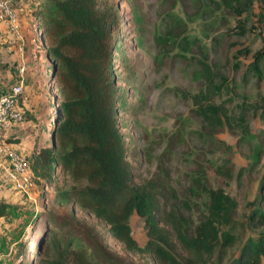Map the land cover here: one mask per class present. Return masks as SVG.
<instances>
[{"label":"rangeland","instance_id":"obj_1","mask_svg":"<svg viewBox=\"0 0 264 264\" xmlns=\"http://www.w3.org/2000/svg\"><path fill=\"white\" fill-rule=\"evenodd\" d=\"M114 1L123 19L118 50L112 52L114 73L123 75L118 85L135 105L132 114L121 111V129L137 147L144 177L168 169L170 208L187 235L208 215L210 191L221 189L234 201L230 225L242 242L224 260L216 255L210 263L230 264L244 242L264 233L251 220L264 212V59L259 76L250 69L255 56L264 54V0ZM10 4L18 27L0 23V93L22 84L23 118L6 132L20 143L5 147L0 162V201L13 206L0 219V264H30L40 256L42 233L54 219L91 231L111 264H152L126 251L92 215L60 202L58 188L72 185L60 173L51 187L11 176L14 157L25 158L51 142L61 95L48 71L52 63L36 40L33 2ZM123 57L138 74L132 85L126 84ZM201 111L221 123L207 121ZM130 224L136 242L145 246V219L135 213ZM175 254L187 257L180 245Z\"/></svg>","mask_w":264,"mask_h":264},{"label":"trees","instance_id":"obj_2","mask_svg":"<svg viewBox=\"0 0 264 264\" xmlns=\"http://www.w3.org/2000/svg\"><path fill=\"white\" fill-rule=\"evenodd\" d=\"M30 1L34 4L33 29L40 34L36 40L52 63L48 71L61 95L51 142L25 157L33 184L51 187L60 173L72 183L58 188L60 202L92 215L126 251L146 257L152 264H210L216 255L224 260L242 242L230 225L234 201L221 189L210 191L208 215L194 235H187L180 217L170 208L173 191L168 169L144 177L137 147L121 129V111L132 114L135 105L118 85L123 75L114 73L112 52L118 50L115 44L123 22L115 1ZM263 59L264 54L255 56L250 68L258 76ZM122 61L126 64L128 58ZM123 68L126 84L138 82L136 70L127 64ZM210 87L217 88L214 83ZM8 91L2 89V93ZM201 113L207 121L221 123L215 114ZM27 115L31 117L29 112ZM0 134V150L20 143L19 137ZM12 207L0 201V219ZM135 213L148 227L145 246L132 235L130 220ZM251 220L255 227L264 226V212L253 213ZM222 223L230 225L229 229H222ZM178 245L187 255L185 261L175 254ZM38 254L30 264H111L95 235L72 221H50ZM263 263L264 233L244 242L230 264Z\"/></svg>","mask_w":264,"mask_h":264},{"label":"built area","instance_id":"obj_3","mask_svg":"<svg viewBox=\"0 0 264 264\" xmlns=\"http://www.w3.org/2000/svg\"><path fill=\"white\" fill-rule=\"evenodd\" d=\"M9 21L12 27L17 28V15L15 9L11 6L10 0H0V23L3 21ZM22 84H16L12 86L8 92L0 95V133L7 132L22 120V113L18 109L19 97L22 94ZM4 153L5 149L0 150ZM15 160L17 162H15ZM14 165L16 170L11 176L15 177V174L22 177L23 182L33 186V182L30 175L27 172V162L25 158L14 157Z\"/></svg>","mask_w":264,"mask_h":264},{"label":"crops","instance_id":"obj_4","mask_svg":"<svg viewBox=\"0 0 264 264\" xmlns=\"http://www.w3.org/2000/svg\"><path fill=\"white\" fill-rule=\"evenodd\" d=\"M8 132V131H7Z\"/></svg>","mask_w":264,"mask_h":264},{"label":"water","instance_id":"obj_5","mask_svg":"<svg viewBox=\"0 0 264 264\" xmlns=\"http://www.w3.org/2000/svg\"><path fill=\"white\" fill-rule=\"evenodd\" d=\"M114 49V48H113Z\"/></svg>","mask_w":264,"mask_h":264}]
</instances>
